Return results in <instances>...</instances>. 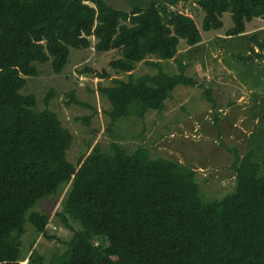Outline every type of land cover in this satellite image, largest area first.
Segmentation results:
<instances>
[{"label": "trees", "instance_id": "trees-1", "mask_svg": "<svg viewBox=\"0 0 264 264\" xmlns=\"http://www.w3.org/2000/svg\"><path fill=\"white\" fill-rule=\"evenodd\" d=\"M177 1L121 9L109 0H0V264H264V133L248 135L242 156L233 148L235 189L209 199L196 170L153 157L144 146L129 152L119 142L96 145L72 163L71 131L57 112L37 108L36 95L21 93L27 77L38 75L37 62L52 58L60 74L71 47H94L119 51L110 65L128 74L99 86L110 103V131L121 119L162 111L179 85L200 86L214 101L207 81L187 74L182 58L176 73L162 65L177 57L181 40L189 46L203 40L195 18L175 8ZM198 3L204 31L222 28L223 14L231 13L226 37L242 35L254 18L264 20V0ZM143 61L157 72L135 75ZM79 72L111 76L105 68ZM62 193L56 216L79 228L50 261L35 249L28 257L22 250L27 224L45 234L50 219L33 207Z\"/></svg>", "mask_w": 264, "mask_h": 264}, {"label": "rangeland", "instance_id": "rangeland-1", "mask_svg": "<svg viewBox=\"0 0 264 264\" xmlns=\"http://www.w3.org/2000/svg\"><path fill=\"white\" fill-rule=\"evenodd\" d=\"M109 2L118 8L130 9V3L143 7L157 0ZM175 8L195 18L203 39L222 36L213 38L210 45L207 39L200 48L197 45L189 46L181 40L177 57L162 61V65L169 73H176L179 71L177 60L182 58L183 63H189L187 74L199 82L207 81L206 87H211L214 101L208 99V93L200 86L179 85L162 111H149L144 118L121 119L110 131V119L105 112L110 108V103L101 95L99 86L111 85L116 77L128 79V74L110 65L112 60L120 57L119 51L99 53L94 47H71L69 62L60 74L53 71L52 58L46 63L37 62L38 75L27 77V84L21 93L36 95L37 108L48 107L57 112L63 125L71 131L74 139L68 159L72 163L76 164L82 155H87L96 145L108 149L112 142H119L129 152L144 146L150 149L153 157L173 159L196 170L204 194L209 199H221L232 192L236 185L233 148L238 149L242 156L247 150L250 131L264 133V64L252 61L255 53H246L249 45L246 38L223 37L234 24L230 12L223 14L222 28L204 31V14L198 0H178ZM253 20L248 27L259 22V18ZM85 68L99 71L105 68L111 76L100 78L88 72H79ZM155 72L157 67L144 61L138 63L133 71L135 75ZM244 87L255 93L253 98H249L248 94L246 103H241L239 98L245 92ZM52 90L54 94L47 104L46 97ZM73 93L87 106L73 102ZM242 108H245L244 113L239 112ZM254 114L259 122L255 126L248 123L253 120ZM63 195L45 197L33 207V210L48 213L50 219L45 234H38L27 224L22 250L28 257L35 249L46 262L50 261L55 254L65 252L66 241L79 228V224L73 220L72 228L66 227L56 216ZM28 262L36 264L32 260Z\"/></svg>", "mask_w": 264, "mask_h": 264}, {"label": "crops", "instance_id": "crops-1", "mask_svg": "<svg viewBox=\"0 0 264 264\" xmlns=\"http://www.w3.org/2000/svg\"><path fill=\"white\" fill-rule=\"evenodd\" d=\"M253 21L254 20L252 19L251 21H248L246 23L247 24V28H246V31L242 35L235 36V37H226V31H227L226 30L225 31V35H223V37H226V38H229V39H231V38H234V39L246 38V41L249 42V45L246 47V53L254 54V52H255V57L253 58L252 61L264 64V45L262 47L259 45V43L264 42V20L259 18V22H256V23L252 24L251 27H248V24H250V22H253ZM255 34L258 36L257 37L258 40L256 38H254ZM221 36L222 35H215V36L212 37V39L215 38V37L219 38ZM207 39H203L201 41V43H199L197 45V47L198 48L203 47ZM212 39L211 40L208 39L209 40V45H210V42L212 41ZM228 53H229V55L232 54L231 52H228ZM220 55H222V52L220 53ZM208 79H211V78L208 77ZM208 81L210 82V80H208ZM244 89H245V92L243 94H241L240 95L241 98H239L241 103H246V101L248 100V98H247L248 94H249V98H253V95L255 93L254 90L247 91L245 87H244ZM245 108H242L239 112L240 113H244ZM247 109H248V107H247ZM246 112H248V111H246ZM249 114H250V112H249ZM251 116H248V117H251ZM251 119H252V117H251ZM236 123H237V120H236ZM248 123L252 124L253 126H255L256 124H259L258 117L255 116V114H254L253 120L249 121ZM252 132L253 131H250V134Z\"/></svg>", "mask_w": 264, "mask_h": 264}, {"label": "clouds", "instance_id": "clouds-1", "mask_svg": "<svg viewBox=\"0 0 264 264\" xmlns=\"http://www.w3.org/2000/svg\"><path fill=\"white\" fill-rule=\"evenodd\" d=\"M27 260V259H26ZM25 261V260H24ZM21 264H22V262H21ZM27 264H28V261H27Z\"/></svg>", "mask_w": 264, "mask_h": 264}]
</instances>
